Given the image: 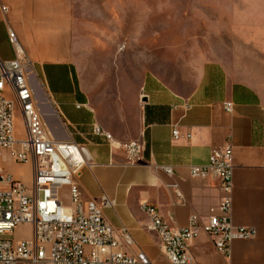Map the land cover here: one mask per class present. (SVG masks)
<instances>
[{
    "label": "crops",
    "instance_id": "0c3cea01",
    "mask_svg": "<svg viewBox=\"0 0 264 264\" xmlns=\"http://www.w3.org/2000/svg\"><path fill=\"white\" fill-rule=\"evenodd\" d=\"M252 4L257 9L251 37L264 39V0ZM0 6L6 8L4 14L0 10V59L13 58L7 39L11 30L32 63L36 105L42 108L47 131L57 140L70 137L84 145L94 164L75 175L80 199L99 201L104 194L112 201L102 217L115 234L122 227L127 230V253L168 264L147 228L142 204L154 207L175 228L185 227L190 217L204 221L217 214L218 182L191 177L189 167L205 164L211 149L228 144L233 165L229 220L233 226L252 228L255 235L234 240L228 258L216 253L204 234L191 242L188 253L196 264H264V60L256 68L263 71L257 86L234 78L215 61L185 62L166 77L147 72L134 121L117 131L104 129L112 138L108 143L91 133L99 123L73 60V0H0ZM224 103H231L230 113L223 110ZM173 126L177 139H172ZM16 137L23 134L16 131ZM131 141L143 144L141 160L133 168H122L119 147ZM164 166L172 173H165ZM0 170L31 183L32 165L17 164L4 151Z\"/></svg>",
    "mask_w": 264,
    "mask_h": 264
},
{
    "label": "built area",
    "instance_id": "2783aa9c",
    "mask_svg": "<svg viewBox=\"0 0 264 264\" xmlns=\"http://www.w3.org/2000/svg\"><path fill=\"white\" fill-rule=\"evenodd\" d=\"M0 10L6 12L3 6ZM7 39L13 58L0 59V152L17 164H31L33 175L25 185L0 170V236L20 225L28 226L31 233L28 239L0 240V264H152L144 254L130 255L124 250L131 244L125 228L117 235L103 220L102 209L112 206V201L104 194L99 201L80 199L75 175L94 164L84 145L70 137L57 140L47 131L36 105L32 63L13 31H7ZM223 110L230 113L231 103H224ZM16 118L23 128L22 138L16 137ZM91 133L108 143L112 140L99 126H93ZM171 135L172 139L179 137L176 126ZM119 148L125 159L121 167L137 166L143 144L131 141ZM162 169L172 173L170 166ZM232 171L228 144L211 149L205 164L189 167L191 177L214 179L221 192L217 214L204 221L190 217L182 228L168 223L158 226L153 207L141 205L149 211L147 228L156 235L168 264H196L188 249L201 234L225 258L234 240L255 235L252 228L233 226L229 220Z\"/></svg>",
    "mask_w": 264,
    "mask_h": 264
},
{
    "label": "rangeland",
    "instance_id": "374dc122",
    "mask_svg": "<svg viewBox=\"0 0 264 264\" xmlns=\"http://www.w3.org/2000/svg\"><path fill=\"white\" fill-rule=\"evenodd\" d=\"M255 2L73 0V60L99 127L117 131L133 122L143 76L166 77L185 62L215 61L234 78L259 85L264 39L251 37ZM15 127L23 134L19 118ZM30 236L20 225L0 240Z\"/></svg>",
    "mask_w": 264,
    "mask_h": 264
},
{
    "label": "bare ground",
    "instance_id": "6f19581e",
    "mask_svg": "<svg viewBox=\"0 0 264 264\" xmlns=\"http://www.w3.org/2000/svg\"><path fill=\"white\" fill-rule=\"evenodd\" d=\"M109 137H110V135H109ZM141 210L146 215V217L148 219V223H149V211H145L143 209H141ZM153 214H155V218L157 220L158 226H166V224L163 222L161 217L158 215V212L154 207H153Z\"/></svg>",
    "mask_w": 264,
    "mask_h": 264
},
{
    "label": "water",
    "instance_id": "95a60500",
    "mask_svg": "<svg viewBox=\"0 0 264 264\" xmlns=\"http://www.w3.org/2000/svg\"><path fill=\"white\" fill-rule=\"evenodd\" d=\"M38 109H39V112L41 114L42 113V108L40 107V105H38Z\"/></svg>",
    "mask_w": 264,
    "mask_h": 264
}]
</instances>
